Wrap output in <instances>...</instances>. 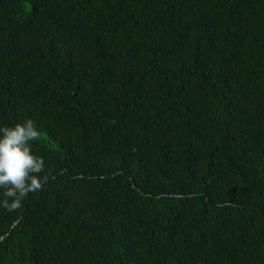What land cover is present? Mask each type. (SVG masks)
Returning a JSON list of instances; mask_svg holds the SVG:
<instances>
[{"label": "trees", "instance_id": "obj_1", "mask_svg": "<svg viewBox=\"0 0 264 264\" xmlns=\"http://www.w3.org/2000/svg\"><path fill=\"white\" fill-rule=\"evenodd\" d=\"M26 119L50 178L0 264H264V0H0Z\"/></svg>", "mask_w": 264, "mask_h": 264}, {"label": "clouds", "instance_id": "obj_2", "mask_svg": "<svg viewBox=\"0 0 264 264\" xmlns=\"http://www.w3.org/2000/svg\"><path fill=\"white\" fill-rule=\"evenodd\" d=\"M41 136L31 119L12 126L0 125V208L9 212L21 207L25 197L42 189L50 178L45 160L33 152Z\"/></svg>", "mask_w": 264, "mask_h": 264}]
</instances>
